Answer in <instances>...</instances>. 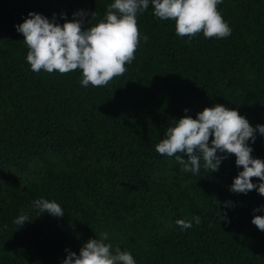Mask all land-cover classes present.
<instances>
[{
  "label": "trees",
  "instance_id": "1",
  "mask_svg": "<svg viewBox=\"0 0 264 264\" xmlns=\"http://www.w3.org/2000/svg\"><path fill=\"white\" fill-rule=\"evenodd\" d=\"M112 2L0 0V264H61L65 249L79 254L102 232L136 264H264V231L251 223L264 197L229 191L242 170L234 155L194 175L155 150L173 120L216 104L264 125V0H223L224 39L178 37L150 4L137 16L135 59L106 86H82L78 70L30 69L15 28L29 12L63 24L86 10L94 25ZM249 146L264 160V136ZM41 198L65 215L40 214ZM193 216L201 223L189 229L175 223Z\"/></svg>",
  "mask_w": 264,
  "mask_h": 264
},
{
  "label": "clouds",
  "instance_id": "2",
  "mask_svg": "<svg viewBox=\"0 0 264 264\" xmlns=\"http://www.w3.org/2000/svg\"><path fill=\"white\" fill-rule=\"evenodd\" d=\"M223 0H113L105 12L104 19L96 24L91 21L96 13L78 10L72 20L63 24L49 20L41 14L29 12L22 23L15 25L23 36L27 47L26 62L35 73L57 72L60 75L78 70L84 87H102L114 78L123 76L127 65L135 59L140 45L138 14L145 12L149 5L160 20L175 22L178 37H193L203 34L206 39H224L231 35V28L218 10ZM63 17V14H61ZM91 16L85 27V17ZM143 39L147 41L148 37ZM187 113V109L184 110ZM173 126L165 131V138L155 146L157 153L175 157L185 173L199 174L201 166L211 173L217 172L221 162L230 155L235 157V165L242 170L234 177L229 191L247 194L257 191L264 197V160L252 156L249 141L255 142L257 133L264 136V125L253 127L237 110L216 104L205 107L196 118L184 115L173 120ZM211 138V139H210ZM253 178L259 183H253ZM232 207L230 201L222 202ZM33 207L40 214L63 217L64 210L55 201L37 199ZM264 212V206L253 209ZM219 214V221L227 220V213ZM201 223L199 216L191 220L177 219L176 225L189 229L192 222ZM19 227L28 221L21 214L14 221ZM251 223L264 231V215H254ZM107 232L99 238L89 239L79 250V254L65 249L67 255L61 264H136L132 254L113 249L106 243Z\"/></svg>",
  "mask_w": 264,
  "mask_h": 264
},
{
  "label": "rangeland",
  "instance_id": "3",
  "mask_svg": "<svg viewBox=\"0 0 264 264\" xmlns=\"http://www.w3.org/2000/svg\"><path fill=\"white\" fill-rule=\"evenodd\" d=\"M30 174L32 175V176H34V175H36L37 173H38V168L36 167V166H32L31 168H30Z\"/></svg>",
  "mask_w": 264,
  "mask_h": 264
}]
</instances>
